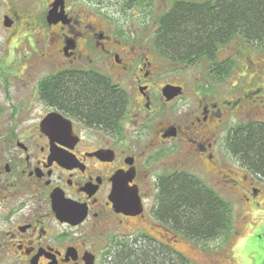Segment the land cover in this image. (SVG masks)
<instances>
[{
	"label": "flooded vegetation",
	"instance_id": "obj_1",
	"mask_svg": "<svg viewBox=\"0 0 264 264\" xmlns=\"http://www.w3.org/2000/svg\"><path fill=\"white\" fill-rule=\"evenodd\" d=\"M42 2L44 38L37 39L36 53L45 67L22 69L21 83L12 75L15 83L5 79L2 90L0 263L114 264L115 253L145 227V202L154 199L156 207L164 176L191 167L210 175L203 180L207 185L236 184L228 173L234 169L219 161L226 149L236 168L250 172L232 146L242 125L264 122V86L258 84L264 60L252 61L253 45L229 51L224 61H213L212 72L222 79L237 56L244 76L255 66L247 85L235 81L218 91L206 87L187 94L184 84L161 78L162 61L170 56L138 46V37L115 34L113 20L115 13L139 17L156 10L158 23L194 0ZM53 9L61 18L50 23ZM6 15L12 24L3 20V26L11 33L23 24L24 35L35 33L16 9ZM168 85L181 93L172 96L164 91ZM186 97L192 104L176 112ZM244 113L250 115L245 122ZM250 174L243 172V178L250 180L252 193L259 186ZM120 192L126 198L136 193L143 211L120 208ZM152 224L171 245L176 233L160 220Z\"/></svg>",
	"mask_w": 264,
	"mask_h": 264
},
{
	"label": "rangeland",
	"instance_id": "obj_2",
	"mask_svg": "<svg viewBox=\"0 0 264 264\" xmlns=\"http://www.w3.org/2000/svg\"><path fill=\"white\" fill-rule=\"evenodd\" d=\"M197 2H204L207 0H194ZM16 9L22 17L31 21L32 26H35V33L26 32L25 24L18 26L17 33H11L3 26L5 14H10ZM42 0H0V103L4 92L5 79L14 82L12 75L18 78L19 83L21 79L19 75L22 74V69L35 71L42 70L45 63L39 59L37 51V39L44 38L42 26ZM160 11H146L142 12L139 17H135L131 12L129 13H115L113 20L114 33L123 35L126 38L138 37V46L150 47L152 51L160 52L155 44L156 31L158 29L157 19ZM254 46L252 61L259 63L264 60V46L261 43L248 44L242 39L236 37L232 42L227 44V48L219 50L216 55V60L224 61L230 55L229 51L244 50L245 48ZM28 55L25 60L24 54ZM31 54V56H30ZM31 57L29 60L28 57ZM28 59V60H27ZM234 64L229 68V74L219 79L215 73L212 72L213 61L204 58L195 63H178L172 60H163L164 71L161 78L164 81H173L184 84L187 88V94L192 91L201 90L209 87L212 90L218 91L229 86L232 82L238 81L242 85L245 84L249 76L253 75L255 66L250 68L248 75L244 76L246 70L237 56H233ZM23 75H25L23 73ZM15 83V82H14ZM13 83V84H14ZM16 83H18L16 81ZM258 84L264 86V71L261 73ZM207 85V86H206ZM195 96V95H194ZM192 104V100L187 97L180 101L176 106V112L185 111L188 106ZM247 113L242 115V119L249 117ZM254 118H262V115H253ZM230 123H234L235 118L232 117ZM240 120V121H241ZM227 124L225 133L229 131L231 124ZM178 141H175L177 144ZM171 144V143H169ZM222 155V156H221ZM219 161L234 169L229 171V176L233 180H237L236 184L222 183L223 185H212L220 196L230 201L232 207V226L225 233L215 239L197 240L176 235L173 237L172 247L179 252L185 254L193 264H264V178L257 175L252 177V182L258 190L250 193V180L243 178V172L250 174L245 169H238L234 165V158L226 149V153L221 154ZM189 168V172L194 173L202 180H210V175ZM211 170V167H207ZM147 222L141 231L136 233V237L147 234L155 239L167 242L161 235V231L152 223H157V219L153 215V208H155L154 199H147L145 202ZM2 264V263H0Z\"/></svg>",
	"mask_w": 264,
	"mask_h": 264
},
{
	"label": "trees",
	"instance_id": "obj_3",
	"mask_svg": "<svg viewBox=\"0 0 264 264\" xmlns=\"http://www.w3.org/2000/svg\"><path fill=\"white\" fill-rule=\"evenodd\" d=\"M191 4L189 8L171 10L158 20L155 44L170 60L187 64L204 58L215 61L219 49L237 34L259 39L264 46V0ZM240 132L241 136L234 138V152L251 173L264 178V122H247ZM154 217L176 235L215 239L232 226V207L194 173L177 171L164 176L160 183ZM114 264L193 263L172 245L144 234L118 250Z\"/></svg>",
	"mask_w": 264,
	"mask_h": 264
},
{
	"label": "water",
	"instance_id": "obj_4",
	"mask_svg": "<svg viewBox=\"0 0 264 264\" xmlns=\"http://www.w3.org/2000/svg\"><path fill=\"white\" fill-rule=\"evenodd\" d=\"M61 18V14L58 13L56 9L50 10L47 14V20L51 23L53 20ZM12 24L11 18L6 15L4 17V25L9 27ZM171 91L172 96L181 93L180 88H175L173 86H166L164 91ZM120 197L118 198V206L124 210H131L134 211L133 214L141 213L143 211L142 203L139 197L136 193H131L129 198H126L128 196L127 193L120 192Z\"/></svg>",
	"mask_w": 264,
	"mask_h": 264
}]
</instances>
